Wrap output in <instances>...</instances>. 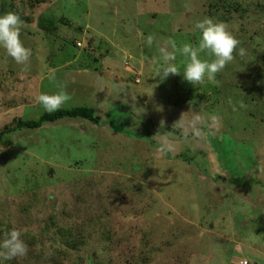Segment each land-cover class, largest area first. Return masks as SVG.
I'll use <instances>...</instances> for the list:
<instances>
[{"label":"rangeland","instance_id":"374dc122","mask_svg":"<svg viewBox=\"0 0 264 264\" xmlns=\"http://www.w3.org/2000/svg\"><path fill=\"white\" fill-rule=\"evenodd\" d=\"M9 11L32 56L24 72L0 47V240L15 228L28 253L0 264H264V0H0ZM205 17L240 44L195 86L179 49ZM169 40L181 73L161 81ZM44 92L100 123L12 130Z\"/></svg>","mask_w":264,"mask_h":264},{"label":"clouds","instance_id":"9594fccd","mask_svg":"<svg viewBox=\"0 0 264 264\" xmlns=\"http://www.w3.org/2000/svg\"><path fill=\"white\" fill-rule=\"evenodd\" d=\"M23 22L20 17L12 12L0 14V47L5 50L6 56L12 58L17 65H21L24 72L30 69V60L32 56L31 50L24 45L20 38ZM201 36L198 43L194 46L191 43H184L179 49L181 55L187 58V63L183 69V78L192 85L204 83L205 79L215 83L217 73L221 72L228 63L234 59V53L237 50L240 41L229 30L224 22L215 21L210 17L198 21L195 24ZM154 38L149 35L147 44L151 46ZM168 45L173 51H169L166 46H161L159 52L163 60L161 68L157 71L156 76L161 81L167 79L169 75H179V70L173 61L176 59L175 52L177 50L176 42L169 40ZM201 53L206 54L211 59H202ZM239 55H245V49H239ZM50 78L54 79V73H50ZM36 103L41 105L45 111L51 113L59 110L70 97L63 92L58 93H40L36 96ZM199 119V117H197ZM215 118H213V121ZM172 150V146L163 141L160 143L157 151L165 154ZM195 213H199V205L192 204ZM28 253V246L21 238V232L12 229L5 233L0 240V261H11L17 258H23Z\"/></svg>","mask_w":264,"mask_h":264},{"label":"trees","instance_id":"16d2710c","mask_svg":"<svg viewBox=\"0 0 264 264\" xmlns=\"http://www.w3.org/2000/svg\"><path fill=\"white\" fill-rule=\"evenodd\" d=\"M64 117H78L87 119L94 124L100 123V117L94 113V109L92 107L80 105L69 108L61 107L59 110L51 113L44 111L36 120H23L18 118L15 120V125L12 127V130L16 127L37 128L44 122H52ZM8 128L9 127H7L6 129L8 130ZM203 134L206 136L208 141L212 140V137L209 134H206L205 132ZM249 264H251V262Z\"/></svg>","mask_w":264,"mask_h":264},{"label":"built area","instance_id":"2783aa9c","mask_svg":"<svg viewBox=\"0 0 264 264\" xmlns=\"http://www.w3.org/2000/svg\"><path fill=\"white\" fill-rule=\"evenodd\" d=\"M77 44H79V43H77ZM242 263L243 264H249L250 262H248L247 260H243Z\"/></svg>","mask_w":264,"mask_h":264}]
</instances>
